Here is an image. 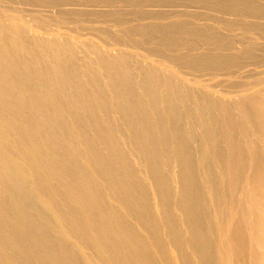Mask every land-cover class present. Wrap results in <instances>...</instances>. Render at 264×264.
<instances>
[{"label":"bare ground","instance_id":"6f19581e","mask_svg":"<svg viewBox=\"0 0 264 264\" xmlns=\"http://www.w3.org/2000/svg\"><path fill=\"white\" fill-rule=\"evenodd\" d=\"M1 1L0 264H264V0Z\"/></svg>","mask_w":264,"mask_h":264},{"label":"rangeland","instance_id":"374dc122","mask_svg":"<svg viewBox=\"0 0 264 264\" xmlns=\"http://www.w3.org/2000/svg\"><path fill=\"white\" fill-rule=\"evenodd\" d=\"M0 1H1V0H0ZM18 1H20V0H18ZM18 1L15 0V4H16V6H18V4H19V3H17ZM1 2H2L3 4H5L4 7H6V4H7V3H5V1H1ZM1 2H0V3H1ZM7 5H9V3H8ZM20 5H21V1H20ZM20 5H19L18 7H20ZM22 5H23V4H22ZM22 5H21V8H19V9H22V10H24L25 12H27L29 6H28L27 4H26V5H27V6H26L25 3H24L23 6H22ZM69 5H70V4H69ZM0 6H3V5L0 4ZM25 6H26V7H25ZM22 7H23V8H22ZM42 7H44L43 9H44V10H47V11H49V9H50V8H48V7H45V6H41L40 8H42ZM6 8H7V9H12L13 7H12V6H9V7H6ZM26 8H27V10H25ZM45 8H47V9H45ZM122 9H124V8H122ZM50 10H51V9H50ZM16 12H17L19 15H21L23 18H24L23 15H26V14H23L22 12H18V11H16ZM28 12H29V11H28ZM25 18L28 19V16L26 15ZM73 26H74V25H73ZM83 37H85V36H83ZM83 37H82V38H83ZM85 38H86V37H85ZM110 49H112V48L110 47ZM79 53L81 54V52H79ZM82 54H83V53H82ZM248 67L250 68V67H252V66H246V67H245L246 69H245V68H242V69L239 68L240 71L234 69V70H232L231 72H232V74H233L234 71H235L237 74H240V73H242V72L244 73L245 70H247V71L251 70V68L249 69ZM247 68H248L249 70H248ZM237 69H238V68H237ZM242 70H244V71H242ZM186 72H187V71H186ZM186 72H185V73H186ZM194 72H195V73L197 72L196 74L199 73L198 71H194ZM194 72H192V75H189V74H191V73H190V72H187L186 74L189 73V74H188L189 76L187 75V77L190 78V76H191V78L197 79V77H193V76H195V75H194ZM205 72L208 74V71H204V73H205ZM227 72H228V71H227ZM227 72H226V71L224 72L223 70L217 71V72H215V75H216V76H214V74H213V76H212L211 74L205 75L206 73L203 74V72H202V73L200 72L199 74L204 75L203 77H204V78L207 77V79L205 78V80H204L203 77H202L203 80H201L202 78H199V79H200V81H204V82H208V81H210V83H212V82L214 81V82L216 83V87H218V88H226L222 83H223L224 81L228 80L229 77H230V76L228 77L227 75L223 76L224 73H225V74H228ZM238 72H239V73H238ZM209 73H210V71H209ZM213 73H214V72H213ZM216 73H217L218 75H217ZM220 73H221V74H220ZM222 73H223V74H222ZM243 73H242V74H243ZM199 74H198V77H199ZM202 75H200V77H201ZM210 75H211L212 77H211ZM196 76H197V75H196ZM209 76H210V77H209ZM217 76H219V77H217ZM215 77H216V78H215ZM223 77H224L225 79H224ZM210 78H212V79H210ZM213 78H215V80H214ZM218 78H219L220 82H219ZM199 79H198V80H199ZM216 79H217V80H216ZM222 79H224V80H222ZM214 82H213V83H214ZM218 82L220 83V85H218V84H219ZM219 86H220V87H219ZM222 86H224V87H222ZM175 168H176V166H175Z\"/></svg>","mask_w":264,"mask_h":264}]
</instances>
